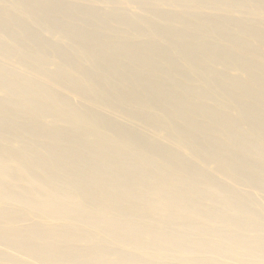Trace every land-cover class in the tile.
<instances>
[{"label": "bare ground", "instance_id": "obj_1", "mask_svg": "<svg viewBox=\"0 0 264 264\" xmlns=\"http://www.w3.org/2000/svg\"><path fill=\"white\" fill-rule=\"evenodd\" d=\"M3 217L0 264H264V0H0Z\"/></svg>", "mask_w": 264, "mask_h": 264}, {"label": "rangeland", "instance_id": "obj_2", "mask_svg": "<svg viewBox=\"0 0 264 264\" xmlns=\"http://www.w3.org/2000/svg\"><path fill=\"white\" fill-rule=\"evenodd\" d=\"M14 222L9 219V217H3V223H0V238H4L5 234L9 233V225H13ZM20 229L18 227L16 230Z\"/></svg>", "mask_w": 264, "mask_h": 264}]
</instances>
